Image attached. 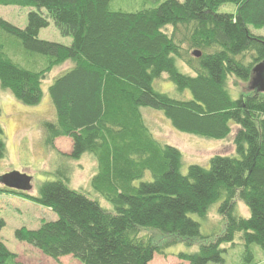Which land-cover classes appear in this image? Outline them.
<instances>
[{"label":"trees","instance_id":"16d2710c","mask_svg":"<svg viewBox=\"0 0 264 264\" xmlns=\"http://www.w3.org/2000/svg\"><path fill=\"white\" fill-rule=\"evenodd\" d=\"M110 2L0 0L30 10L23 29L0 18V89L37 106L50 72L71 61L47 89L55 120L41 123L44 143L54 150L57 139L68 138L65 157L90 154L96 163L90 192L70 189L61 174L63 181L44 182L36 195L0 185V194L57 218L16 230L15 239L52 260L80 264H150L180 244L198 247L175 255L187 264H225L235 247L243 249L236 264H257L251 247L264 253V94L248 90L234 99L229 82L249 85L264 62V38L250 31L264 27V0H154L135 12ZM227 4L234 13L220 12ZM49 21L69 45L39 39ZM166 79L179 98L154 88ZM145 108L161 112L180 133L211 140H225L235 124L236 156L215 155L208 168L191 165L182 174L181 153L154 138ZM5 152L0 126V160ZM212 206L223 230L207 240L190 217L205 219ZM4 227L0 215V233ZM15 261L0 239V264Z\"/></svg>","mask_w":264,"mask_h":264},{"label":"rangeland","instance_id":"374dc122","mask_svg":"<svg viewBox=\"0 0 264 264\" xmlns=\"http://www.w3.org/2000/svg\"><path fill=\"white\" fill-rule=\"evenodd\" d=\"M182 2L183 0H178ZM154 0H111L110 7L126 12H135L143 8L151 7ZM30 10L13 6H0V18L9 22L19 29L27 24V14ZM220 12L234 13L235 7L231 4L224 5ZM45 13V12H43ZM49 26L41 29L39 39L63 45H69L70 39L60 35L52 21ZM253 35L264 38V27L261 29L250 28ZM72 67V62L67 61L63 65L54 68L42 84V98L37 106L28 107L16 101L9 92L0 89V126L3 131L5 144V156L0 160V176L10 172H19L31 178V191L29 194L36 195L39 187L46 181L63 179L60 174L68 178L70 189L90 192V180L96 172V163L92 155L84 154L78 160L68 156L72 150V142L68 138H59L54 143V150H50L44 143V133L41 123L54 121L55 112L47 93L48 87L54 78ZM180 71L190 74V71L178 63ZM154 88L174 98H179L174 86L166 79L154 82ZM232 98L236 99L240 92L248 91V85L231 80L229 82ZM264 94V93H263ZM185 97H189L186 92ZM145 123L158 141L179 150L182 155L181 173L186 174L191 165L203 168L209 167V160L215 155L233 156L235 150L233 136L238 129L232 124L230 135L221 141L183 134L176 131L170 122L164 118L161 112L151 109H142ZM149 178V175L147 174ZM100 206L105 210H112L110 203L97 197ZM238 214L247 217L248 210L240 203L237 204ZM0 215L5 222V227L0 233L1 242L7 250L16 255L19 264H80L71 257H64L58 261L42 255L37 249L18 242L14 232L21 228L36 230L42 222L55 221L56 215L49 209L34 205L28 201L7 194H0ZM194 221L200 225V235L203 238H212L223 230L221 218L217 214V206H212L205 219L192 215ZM143 236H155L153 232H142ZM198 247H186L184 244L174 246L167 250L169 255H155L150 264H187L179 261L175 255L179 253H195ZM255 262L264 264V253L256 246H252ZM243 249L235 247L225 256V264H236Z\"/></svg>","mask_w":264,"mask_h":264},{"label":"water","instance_id":"95a60500","mask_svg":"<svg viewBox=\"0 0 264 264\" xmlns=\"http://www.w3.org/2000/svg\"><path fill=\"white\" fill-rule=\"evenodd\" d=\"M248 89L264 93V62L252 70ZM0 185L10 190L29 193L31 191V178L19 172H10L0 176Z\"/></svg>","mask_w":264,"mask_h":264}]
</instances>
